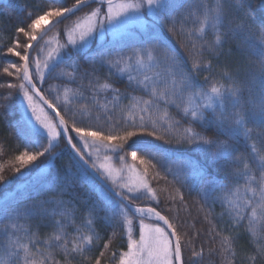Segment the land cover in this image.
I'll return each instance as SVG.
<instances>
[{"label":"trees","instance_id":"obj_1","mask_svg":"<svg viewBox=\"0 0 264 264\" xmlns=\"http://www.w3.org/2000/svg\"><path fill=\"white\" fill-rule=\"evenodd\" d=\"M77 1L0 0V200L50 163L26 196L0 203V264H119L143 222L161 225L108 193L62 137L49 149L24 120L19 93L29 90L11 65L21 67L39 18ZM136 32L65 49L42 82L33 78L92 165L77 131L112 141L128 165L132 153L145 161L149 195L115 189L167 218L184 264H264V0H162ZM209 92L216 105L194 115L189 105Z\"/></svg>","mask_w":264,"mask_h":264},{"label":"rangeland","instance_id":"obj_2","mask_svg":"<svg viewBox=\"0 0 264 264\" xmlns=\"http://www.w3.org/2000/svg\"><path fill=\"white\" fill-rule=\"evenodd\" d=\"M101 1L108 2L110 0ZM78 2L80 0L75 4ZM161 3L162 0H118L105 3L106 6L99 5L101 3L87 6L81 10L82 13L75 22L66 27L64 32L61 31V35L44 39L45 41L40 48V55L36 58L33 67L30 66L32 78H37L38 81L42 82L48 69L57 62L65 49L73 48L74 50L85 51L90 47L93 40H97L98 46L101 47L109 43L127 40L133 36L136 37V31L141 32L143 30L146 15L153 16ZM65 10L39 18L32 27V40L49 21L60 16ZM22 60L21 67L16 68L13 64L11 66L15 69V74L24 81V56ZM137 63L134 67V70L138 72L137 75L144 74L145 68L151 64L149 60L138 61ZM122 72L133 73V67L125 66L124 70L122 68ZM143 80L147 81V77L144 76ZM19 94L23 117L31 131L44 135L48 139L49 149L60 146L62 144L60 141L61 134L56 123L47 115L34 95L29 91L26 92L24 88ZM217 99L215 92H209L196 96L189 106L194 115H198L214 107ZM76 137L87 157L94 164V168L113 188L116 187L125 195L133 198L149 195L147 177L151 171L145 161L141 160L135 153L130 155L131 164L128 165L119 155V151L112 141L103 139L97 133L87 131H77ZM49 165L50 163L41 166L34 176L16 184L7 192L6 198L11 197L7 200L6 198L0 200V203L11 199L18 200L26 196L39 182ZM86 245L84 240L82 247L80 248L79 243L77 247L82 250ZM179 247L181 250L180 240ZM174 252L171 236L163 224L155 225L154 223L143 222L139 238L135 239L131 235L129 250L123 255L119 264H175Z\"/></svg>","mask_w":264,"mask_h":264},{"label":"water","instance_id":"obj_3","mask_svg":"<svg viewBox=\"0 0 264 264\" xmlns=\"http://www.w3.org/2000/svg\"><path fill=\"white\" fill-rule=\"evenodd\" d=\"M116 0H110L109 2H113ZM102 2L101 0H82L78 2L77 4L69 7L63 13L49 21L40 31L39 33L34 37L31 44L28 47L26 58H25V84L27 88L37 97V99L44 105V107L52 114V116L55 118L59 131L61 133V136L63 140L65 141L66 145L68 146L69 150L73 154V156L76 158V160L83 166V168L99 183L101 184L110 194L118 198L123 204H125L129 210L135 214L140 211H151L153 212L163 223V225L166 227L168 232L171 235V238L173 240V244L175 247V262L176 264H184L183 263V257L180 252L179 247V240L176 235L175 230L163 215H161L159 212H157L154 209L146 208V207H140V206H134L127 202L125 198H123L121 195H119L114 189H112L105 180L99 175L98 172L90 165V163L84 158V156L80 153V151L77 149L75 144L73 143L69 130L67 128V125L65 121L60 116L59 112L55 109V107L47 100V98L43 95L37 84L32 78L31 70H30V60L32 57V54L35 50V48L41 43V41L52 31L54 30L58 25L63 23L65 20H67L70 16L74 15L75 13L81 11L82 9L86 8L87 6H90L94 3Z\"/></svg>","mask_w":264,"mask_h":264},{"label":"bare ground","instance_id":"obj_4","mask_svg":"<svg viewBox=\"0 0 264 264\" xmlns=\"http://www.w3.org/2000/svg\"><path fill=\"white\" fill-rule=\"evenodd\" d=\"M67 147H68V146H67ZM137 214H139V215H141V216H148V217H150V218L157 219V216H156L153 212L148 211V210L137 212Z\"/></svg>","mask_w":264,"mask_h":264}]
</instances>
